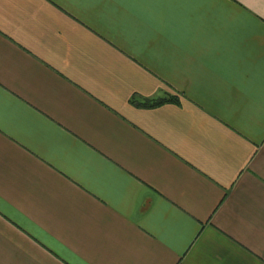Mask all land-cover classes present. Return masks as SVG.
I'll return each instance as SVG.
<instances>
[{
    "label": "crops",
    "instance_id": "crops-1",
    "mask_svg": "<svg viewBox=\"0 0 264 264\" xmlns=\"http://www.w3.org/2000/svg\"><path fill=\"white\" fill-rule=\"evenodd\" d=\"M0 264H264V0H0Z\"/></svg>",
    "mask_w": 264,
    "mask_h": 264
},
{
    "label": "trees",
    "instance_id": "trees-1",
    "mask_svg": "<svg viewBox=\"0 0 264 264\" xmlns=\"http://www.w3.org/2000/svg\"><path fill=\"white\" fill-rule=\"evenodd\" d=\"M169 101H178L175 97H171L169 99H158V100H155V101H146V102H135L136 105H140V106H151V107H154V106H157V105H161V104H164L166 102H169Z\"/></svg>",
    "mask_w": 264,
    "mask_h": 264
}]
</instances>
